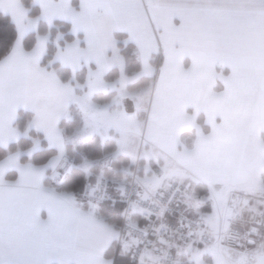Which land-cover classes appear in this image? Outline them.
I'll use <instances>...</instances> for the list:
<instances>
[{
    "label": "snow or ice",
    "instance_id": "snow-or-ice-1",
    "mask_svg": "<svg viewBox=\"0 0 264 264\" xmlns=\"http://www.w3.org/2000/svg\"><path fill=\"white\" fill-rule=\"evenodd\" d=\"M40 3L49 23L56 16L71 18L73 30L83 29L86 33L87 47L81 48L78 40L68 44L57 53L61 62L70 64L75 71L82 61H95L96 68L89 67V90L78 95L55 73L40 66L47 36H40L31 52H25L18 39L12 53L0 60V142L7 144L19 135L14 126L17 108L30 105L35 110L30 123L45 132L62 156L64 136L58 122L68 104L75 101L85 114V126L79 134H106L115 127L120 132L118 150H130L129 135L139 127L135 115L123 110L109 113L107 105L101 108L92 100L94 91L109 86H118L114 100L117 104L133 95L126 88L123 58L107 55L110 47L115 50L113 30L124 28L135 40L146 71H151L149 58L162 44L167 59L161 80L176 74L187 82L183 90L161 100L150 132L158 152L145 155H164L168 161L163 166L164 176L175 174L169 166L174 158L185 161L194 179L208 182L213 201V211L205 217L209 224L214 225L217 214L225 207V192L217 191L216 184L224 185L225 190L237 184L264 189V184L259 183L264 173V0H154L150 13L142 0H81L79 11L70 0ZM0 7L11 12L21 36L35 27L38 18L29 17L22 0H0ZM175 16L183 21L179 28L173 24ZM153 19L160 26L158 34L152 30ZM178 40L182 45L179 48ZM185 54H191L194 61L188 72L181 66ZM217 62L232 68L230 76L222 77L226 88L220 94L211 91L216 78L212 69ZM113 63L120 64L121 78L109 85L104 73ZM189 104L208 113L213 131L208 136L201 133L192 150H180L179 133L196 126L194 115L186 111ZM218 115L221 123H216ZM131 154L135 159V152ZM204 157L211 163L204 164ZM12 165L20 169V178L6 185L4 168ZM240 171L245 173L243 177ZM43 174V168L20 165L18 154L0 164V264L6 257L12 264H48L52 256H58L61 264H69L73 258L78 264H104L100 252L111 238V229L91 213H82L69 196L43 187ZM163 178L146 175L141 183L155 191ZM192 204L199 208L200 201L192 200ZM43 206L48 209L47 220L40 218ZM85 248L89 249L87 253ZM208 251L216 257L217 264H226L218 246ZM238 264L246 261L242 258Z\"/></svg>",
    "mask_w": 264,
    "mask_h": 264
},
{
    "label": "crops",
    "instance_id": "crops-1",
    "mask_svg": "<svg viewBox=\"0 0 264 264\" xmlns=\"http://www.w3.org/2000/svg\"><path fill=\"white\" fill-rule=\"evenodd\" d=\"M78 6L77 8L73 6V0H70V3L73 8H75L77 11L81 9V0H76ZM154 2V0H142V3L144 6L148 9L149 13L151 12V5ZM180 2H184V0H180ZM187 2L195 3L197 0H187ZM33 3L39 8L40 15L38 17H31V18H38L37 23L35 27L27 29L23 35L21 36V33L19 31V28L17 26L16 21L14 20L12 14L10 11H6L3 7H0V12H2L5 15H8L12 22L15 24L17 29V39L13 45V48L11 49L10 53L6 56L8 57L13 49L16 46V42L19 39L21 41L22 47L25 52H31L37 45L39 37L40 36H47V42H46V51L43 53V55L40 58V66L42 68H45L49 72L55 73V75L58 77L61 83L70 85L76 92V94L80 95L81 91L87 92L89 90L88 88V73H89V67L92 69L96 68L95 61H91L90 63H84L81 62V66L77 68L75 71L73 70L72 66L67 63H62L61 60L57 57V53L66 48L68 44L74 43L77 40L79 41V45L81 48L87 47V39H86V33L83 29H80L78 31H74V25L71 18H65L63 16H56L53 18L51 23H49L48 19L42 15L43 8L42 4L40 3V0H33ZM23 4V3H22ZM147 20V17H146ZM46 23L48 26H52L56 21H62L66 22L70 25V33L73 36L72 42H61L63 40H59V45L57 43V52L54 55L53 61L47 65H43V60L47 52V45L50 39L49 34H39V24L40 22ZM183 23L181 17L175 16L173 17V24L179 28L180 25ZM151 27L154 33L158 34L160 32V26L156 23V21L153 19L151 22ZM30 33H38L36 44L33 47L31 51L25 50L23 46V41L25 37ZM117 35L123 36V38H118ZM113 38L115 40V50L113 48H109L107 50L108 57H112L114 54H118L120 57L123 58L124 63V75L127 77L126 80V88L130 93H133L134 91H144L146 94H149V105L147 108L145 107H138L137 106V97L128 96L124 99V101H129L132 103L131 111L126 112L128 115H134V114H143L144 119V127H145V144L147 147H149V144L154 146L152 143V140L150 139V132L152 130L153 124L155 120L157 119V112L161 104V100L165 95L171 96L175 93L183 90L185 87H187V82L180 76L176 74H170L165 80H161L162 72L161 69L165 65L166 62V55L164 52V49L161 46L157 47V50H155L152 55L149 58V65L151 67V71H146L144 67V62L140 57L137 44L135 40L130 38V33L127 31V29L124 28H118L113 30ZM63 43V44H62ZM133 45L136 55L138 57V60L141 65V71L139 73L133 74L132 76H127L125 74V59L123 55L121 54V45L125 47L126 45ZM181 42L178 40L176 42V47H181ZM118 50V53L117 51ZM5 57V58H6ZM3 58L2 60H4ZM155 64H154V63ZM193 57L191 54H185L181 61V66L185 72H188L193 68ZM53 64H58L63 68H67L71 72V79L67 82H64L61 80V78L58 75V72L56 69L53 68ZM116 69L118 72V76L114 81H108L106 80L107 74L113 70ZM215 74L216 78L211 86V91L216 94L223 93L225 91L226 85L224 82V79L222 77L230 76L232 73L231 65L229 64H222L217 62L212 69ZM84 72V84H81L79 82H72L73 78L76 77V74L79 72ZM121 78V67L119 63H113L112 66L104 73V80L108 82L109 85H111L113 82H118ZM141 78L150 80V82L141 88L138 89H129L130 85H133L137 83ZM106 93H113L114 94V100L118 96V86L116 88L114 87H107V88H99L92 94V100L93 96L98 94H106ZM93 102H95L93 100ZM97 103V102H95ZM78 103L75 101H72L68 104L67 112L60 116L58 126L63 131L64 136V152L69 150H74L76 147L75 139L72 138L71 140L68 139L69 133L67 134L65 132V129L60 126V123L64 120L67 121L70 114V109L73 106H78ZM100 104V103H98ZM104 104V103H103ZM81 108V107H80ZM82 110V109H81ZM83 111V110H82ZM186 111L189 115H194L195 117V127L185 128L183 131L179 133V144L178 149L183 150L184 148H187L188 150H192L200 137V134H204L205 136H208L213 131V124L212 121L209 120L208 113L201 108L199 111L196 110L195 105L189 104L186 107ZM21 112H26L29 114L28 121L26 123V126L24 129L20 130L17 126V120L19 119V116ZM202 116L204 119V125L208 128V131H205L203 128V125L198 123V117ZM35 117V110L29 105L25 106L21 104L17 108L16 117L14 120V126L18 129L19 135L15 139H11L7 142V144L0 142L1 148H8L11 144H16L19 142L21 138H28L31 141L32 146H34L35 141H39L37 138H31L30 133L34 132L35 134L41 135L43 137V141L45 144L54 150H56L57 154L52 157L46 164L44 165H36L33 164L31 161L22 162V157L30 158L35 152L42 150V144L40 140L41 147L34 151L30 156L26 153L29 152L30 149H32V146L27 150H17L14 152H8L7 155H5L4 158L0 160V164H3L5 161L8 160L10 155L18 154V162L20 165H27L31 164L38 168H43L44 174L41 180V184L43 187L52 189L55 191V193L60 195H67L70 197L71 201L74 202L75 206L82 212V213H91L92 216L97 220L101 221L104 225H107L112 232L111 238L108 240V242L103 246L102 251L100 252V257L104 264H117V260L122 258L123 261H120L119 264H128L129 261L133 260L136 262V264H166L165 261L154 255L150 251H139L134 241L130 238H127L126 236H123L119 232V228L106 221L105 218L102 215L101 207L100 206H91L87 204L80 196L77 194H74L72 192L67 191H58L55 187L51 185L50 183H46V179L49 177L51 178V175H56L58 173L61 162H60V149L57 145L52 144L49 142L45 132L37 128L35 125H32L30 122ZM222 117L217 116L216 117V123H221ZM264 135V133H262ZM185 136H188L190 139L185 140ZM184 138V139H183ZM185 140V142H183ZM117 149L115 152L111 154H116L117 156L123 155L119 154V146L118 143H116ZM59 156V159H55ZM174 159V158H173ZM177 160L178 165L180 169H177L174 171L175 174L167 176V179H169V182L172 181H178L175 183L183 184L185 183L187 186L189 185V188H193V191L189 193L187 196V205L189 206V209L191 212L195 215H198L202 218L204 223L205 232L209 235L211 243L209 246L201 247V246H186L182 244H178L176 242H161L165 246V248L172 250L175 253V260L183 257H187V259H191V263L193 264H217L216 257L208 251L213 246H218L219 249H221L225 254L226 264H238V262L243 258L246 261V264H264V189L257 188L255 190L244 186V185H233L230 189L225 190V186L222 184H216L215 188L217 191H224L225 192V207L224 210L220 211L215 219L214 225L209 224L208 221L205 219L207 215H210L213 211V201L210 199L212 194V187L208 184V182L204 179L197 178L194 179L191 171L189 170L188 165L183 160ZM202 162L204 164H210L211 161L208 160L206 157L202 158ZM84 163H79L77 168L81 169L84 173L86 178L88 179V183H95L98 179L101 177H107L112 184L117 188L118 190L122 188L125 184L129 182V178L131 173H128L124 169L117 168L115 164H113L111 170H106V166H103V168H96L94 170H86L83 167ZM173 168V167H172ZM9 173H12V178H9ZM242 177L245 175L243 171H240L239 173ZM262 173L259 176V183L264 184L262 180ZM20 178V169L16 167L15 165L12 166H5L4 172H3V180L6 185L8 184H14L17 180ZM167 182V183H169ZM184 184V185H185ZM200 185V189H195L196 186ZM144 186V185H143ZM192 200H199L200 205L199 208L194 207L192 204ZM120 205V204H117ZM48 209L47 206H43L40 209V218L41 220H47L48 218ZM229 226H234L236 228L242 229V230H252L256 234V242L255 245L251 248H237V249H229L224 244V235L226 232V229ZM114 247L115 252L111 254L110 257H107V251ZM89 251L88 248H85V252L87 253ZM116 261V263H115ZM127 262V263H125ZM179 262V261H178ZM4 264H12V262L6 257L4 259ZM48 264H61V260L58 256H52ZM69 264H78V261L76 258H73L69 261Z\"/></svg>",
    "mask_w": 264,
    "mask_h": 264
},
{
    "label": "built area",
    "instance_id": "built-area-1",
    "mask_svg": "<svg viewBox=\"0 0 264 264\" xmlns=\"http://www.w3.org/2000/svg\"><path fill=\"white\" fill-rule=\"evenodd\" d=\"M60 162L58 173L51 178L54 187L61 185L72 172L76 159L64 154L60 156ZM113 163L110 160L106 168L111 170ZM189 192V186L175 182L149 191L135 177L118 190L109 179L102 177L96 183L86 184L77 195L91 206L120 204L119 232L132 239L139 251H150L171 264L175 260V253L161 242L201 247L211 243L202 218L193 214L187 205ZM255 242L256 234L252 230L234 226L226 229L224 244L229 249L252 246Z\"/></svg>",
    "mask_w": 264,
    "mask_h": 264
},
{
    "label": "trees",
    "instance_id": "trees-1",
    "mask_svg": "<svg viewBox=\"0 0 264 264\" xmlns=\"http://www.w3.org/2000/svg\"><path fill=\"white\" fill-rule=\"evenodd\" d=\"M23 5L29 10V15L31 17H38L40 15L39 8L33 3V0H22ZM73 6L77 8L78 4L76 0H73ZM70 25L66 22L56 21L52 26H48L44 22H40L39 24V34H49L50 39L47 45V52L43 60V65H47L53 61L54 55L57 52V43L56 38L60 34L64 36V40L61 41L65 42H72L73 36L70 33ZM38 33H30L28 34L24 41L23 46L25 50L31 51L36 44L37 35ZM118 38H123L121 35H117ZM17 39V29L15 24L12 22L11 18L8 15L3 14L0 12V60L5 58L13 48V45ZM62 43V44H63ZM59 44V43H58ZM61 45V44H59ZM121 47V54L125 59V74L127 76H132L133 74L139 73L141 71V65L136 55L134 46L129 44ZM154 63V62H153ZM155 64V63H154ZM53 68L57 70L59 77L62 81L67 82L71 79V72L67 68H63L58 64H53ZM118 76V72L116 69L111 70L107 76L105 77L108 81H114ZM76 79L79 83L84 84V72H79L76 74ZM150 80L141 78L137 83L130 85L129 89H138L141 87L146 86ZM114 97L113 93H106V94H98L93 96V100L97 103L103 104L108 103ZM75 106L71 107L70 112L75 110ZM29 114L26 112H21L19 119L17 120V126L20 130L24 129L26 123L28 121ZM78 119H74L71 123L67 121H62L60 126L65 129V132L68 133V128H74L77 124ZM198 123L203 125L205 131H208V128L204 125V119L202 116L198 117ZM31 138H37L41 140L42 150L35 152L30 158L22 157V162L31 161L33 164L36 165H44L46 164L52 157H54L57 152L56 150L49 148L45 142L43 141V137L41 135L35 134L34 132L30 133ZM113 143V142H109ZM110 145L112 147H110ZM106 143L102 146V150L104 152H111L114 150V144ZM31 147V141L28 138H21L18 143L11 144L8 148H1L0 147V160L7 155L8 152H14L17 150H27ZM89 147L87 144L83 146V148ZM81 158H77V162H80ZM9 178H12V173H9ZM262 180L264 182V173H262ZM46 183H50V178L46 179ZM88 183V179L85 176V173L77 168L73 170L71 174L67 176L64 182L57 186L56 189L58 191H67L77 194L82 190V188ZM201 186L198 185L195 189H200ZM102 215L106 221L116 225L118 228L121 223V212L122 206H110L109 204H102L100 205ZM115 252V248L112 247L107 251L106 256L110 257L111 254ZM120 261H123L122 258L117 260V264ZM116 263V261H115ZM127 263V262H125ZM128 264H136L135 261L131 260Z\"/></svg>",
    "mask_w": 264,
    "mask_h": 264
},
{
    "label": "rangeland",
    "instance_id": "rangeland-1",
    "mask_svg": "<svg viewBox=\"0 0 264 264\" xmlns=\"http://www.w3.org/2000/svg\"><path fill=\"white\" fill-rule=\"evenodd\" d=\"M59 40H64V36L59 34L56 38V43H58ZM72 82L75 83L78 82L76 77L73 78ZM85 91H81L80 95L84 94ZM132 94L133 97L135 98L137 97L136 101H137V106L139 108L148 107L149 96H150L149 94H146L144 91H137V90L134 91ZM95 104H97L101 108L107 105L109 113L116 110H123L124 112H128L131 111V108L133 106L132 103L129 101H123L122 104H117L114 102V98H112L108 103H104V104L95 103ZM75 107H76L75 110L70 112L67 122L71 123L74 119H78L77 120L78 122L74 128H68V133H69L68 139L71 140V136H72V138L75 139L76 147L74 148V150H69L64 153L71 155L76 159V164L73 170L77 169L79 163H84L83 167L88 171V170H94L96 168H103V166H106L110 162V160H113L117 168L124 169L128 173L133 174L130 176L129 180H131L132 177H135L141 183V179L146 175L149 177H151L152 175H156L157 177H164L159 187L164 184H167V182L170 181L169 179H167V176H164V172H163V166L165 165V163L168 162L165 160L164 155L163 154L161 155L153 154L151 156L145 155V153H156L158 152V149L155 146L151 145V143L149 144V147H147L145 144L146 143L144 140L145 127H144V119H142L143 114H139V113L134 114L139 127L138 130L133 131L129 135V144L131 146L130 150H119L120 152L119 154H123V155L117 156L116 154H111V153L115 152L117 149L116 143H118L120 132L117 131L115 127H112L108 129L106 134H102L99 131H92L84 135L79 134V130L84 128L85 126V114L81 110L82 108H80V105ZM184 138L185 140L190 139L188 136H185ZM185 140H183V142H185ZM109 142H113V143H109ZM106 143H108L109 145L114 144V150L111 152H104L102 150V146H104ZM86 144L89 147L83 148V146ZM40 147H41L40 140L35 141L34 146H32V149H30L29 152H27L26 154L30 156L34 151L38 150ZM110 147L112 146L110 145ZM132 151L135 152V159H133V155L131 154ZM78 157L81 158L80 162H77ZM178 165L179 164L177 160L172 158L169 164L170 169L176 171L177 169H180L179 167L180 165L179 166ZM51 177H54V175H51ZM172 182H178V181L176 180ZM141 184L144 185L143 183ZM191 191H193V188H190V192ZM254 245L252 246L243 245L239 248H251ZM187 257L188 256L174 260L171 264H193L191 263V259L190 258L187 259Z\"/></svg>",
    "mask_w": 264,
    "mask_h": 264
}]
</instances>
